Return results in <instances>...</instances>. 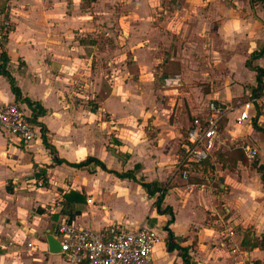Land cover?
I'll return each mask as SVG.
<instances>
[{
    "label": "crops",
    "instance_id": "obj_1",
    "mask_svg": "<svg viewBox=\"0 0 264 264\" xmlns=\"http://www.w3.org/2000/svg\"><path fill=\"white\" fill-rule=\"evenodd\" d=\"M2 48L20 96L0 74V102L41 130L24 143L0 129V264H74L45 239L61 218L153 228L152 264H184L169 239L187 264H264V0H0ZM251 98L248 120L234 122L238 107L221 121L208 175L202 162L197 178L171 173L193 115ZM244 146L260 176L238 171ZM86 156L136 180L67 163Z\"/></svg>",
    "mask_w": 264,
    "mask_h": 264
},
{
    "label": "built area",
    "instance_id": "obj_2",
    "mask_svg": "<svg viewBox=\"0 0 264 264\" xmlns=\"http://www.w3.org/2000/svg\"><path fill=\"white\" fill-rule=\"evenodd\" d=\"M255 98L244 101L240 106L210 100L203 110L190 119L171 173L187 180L201 162L213 152L219 137V126L227 115L237 110L234 122L240 124L250 118L249 108ZM0 129L19 138L24 143L35 141L41 128L14 101L0 102ZM244 153L255 159L257 150L244 146ZM36 187L43 185L42 179L34 181ZM203 183H187L188 189ZM61 246L64 259L74 264H152L153 248L164 240L156 230L146 225L128 227L122 223H111L99 229L77 226L61 218L53 233ZM224 245V243H221Z\"/></svg>",
    "mask_w": 264,
    "mask_h": 264
},
{
    "label": "trees",
    "instance_id": "obj_3",
    "mask_svg": "<svg viewBox=\"0 0 264 264\" xmlns=\"http://www.w3.org/2000/svg\"><path fill=\"white\" fill-rule=\"evenodd\" d=\"M7 61H8L7 54L4 50V48H2L0 50V74L4 75L7 78L9 85H10V88H11V91L13 92L15 97H19L20 96V90L17 87V85L15 84L13 76L7 70V66H6ZM261 86H262L261 77H257V88H261ZM28 102L30 103L29 100H28ZM253 125L256 128H259V129L264 131L263 128L258 127V125L256 124V121H253ZM43 141H44V138H43ZM46 145H48V144L46 143ZM56 161L60 162L62 160L56 159ZM67 163L71 166H74V167H83L85 165L93 163V164L98 165L100 168H102L105 171L114 173L118 177H127V178H131L133 180H136L134 173H133V170H126L124 172H116L114 170L106 168V166L99 159H97L94 156H86L84 159H82L78 162H67ZM139 183L144 187V189L146 190V192L149 195H153L155 192H157L154 204H155V208H156L158 213H169V214L172 213L171 208L169 206L161 207V201H162L163 195L165 193V188L160 187L158 182H156V181L139 182ZM260 243L264 247V234H262V236L260 238ZM175 248L181 253V256L183 257V260H184V264H187L188 258L186 256V248L182 247L176 243H173L172 240L169 239V241H167V249L172 250Z\"/></svg>",
    "mask_w": 264,
    "mask_h": 264
},
{
    "label": "rangeland",
    "instance_id": "obj_4",
    "mask_svg": "<svg viewBox=\"0 0 264 264\" xmlns=\"http://www.w3.org/2000/svg\"><path fill=\"white\" fill-rule=\"evenodd\" d=\"M236 105L239 106L240 104H236ZM112 124H114V123H112ZM184 134H185V132H184ZM234 153H235V150H234ZM209 158L210 157H208L207 160L203 161L202 164H201L202 170L204 171V173H206V175H208L211 172V171L208 170L209 167L211 166V162H212ZM243 161H244V164L247 165L248 167L240 166L239 170H238L240 173L245 172V173H248L247 175H250V176L251 175H255V174L259 175V176L261 175V172L258 171L259 167L257 166L256 159L250 160L249 158L245 157ZM225 165H226V167H229L231 170H235L234 169V165H232L230 163H224V166ZM190 178H197V177L194 176V174H193ZM192 181H195V179L192 180ZM196 184H198V183H196ZM197 187L199 189H202V188L205 187V185H204V187H199V186H197ZM194 188H196V187L194 186Z\"/></svg>",
    "mask_w": 264,
    "mask_h": 264
},
{
    "label": "water",
    "instance_id": "obj_5",
    "mask_svg": "<svg viewBox=\"0 0 264 264\" xmlns=\"http://www.w3.org/2000/svg\"><path fill=\"white\" fill-rule=\"evenodd\" d=\"M112 154H114L117 158H121L125 160L120 154L116 153L115 150L111 149ZM45 239L48 245V249L50 252H60L61 246L59 241L57 240L56 236L52 233H46Z\"/></svg>",
    "mask_w": 264,
    "mask_h": 264
}]
</instances>
